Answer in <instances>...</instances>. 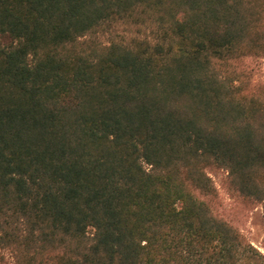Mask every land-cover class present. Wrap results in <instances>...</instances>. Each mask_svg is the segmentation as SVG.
<instances>
[{"label": "trees", "instance_id": "trees-1", "mask_svg": "<svg viewBox=\"0 0 264 264\" xmlns=\"http://www.w3.org/2000/svg\"><path fill=\"white\" fill-rule=\"evenodd\" d=\"M256 57L264 0H0V264H264Z\"/></svg>", "mask_w": 264, "mask_h": 264}, {"label": "rangeland", "instance_id": "rangeland-1", "mask_svg": "<svg viewBox=\"0 0 264 264\" xmlns=\"http://www.w3.org/2000/svg\"><path fill=\"white\" fill-rule=\"evenodd\" d=\"M125 31V28L120 26L100 39L106 42L118 37L119 33H121L120 36L123 35ZM242 66L248 71L253 86L264 85V57L245 59ZM210 175L218 191V196L212 200L214 213L236 227L245 240L264 255V209L262 205L233 195L227 186L225 171L214 170ZM8 261L9 264H14L9 256Z\"/></svg>", "mask_w": 264, "mask_h": 264}]
</instances>
